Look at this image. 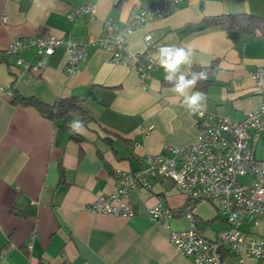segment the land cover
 <instances>
[{"label":"crops","instance_id":"0c3cea01","mask_svg":"<svg viewBox=\"0 0 264 264\" xmlns=\"http://www.w3.org/2000/svg\"><path fill=\"white\" fill-rule=\"evenodd\" d=\"M85 1L0 0V264H192L170 246V230L187 229V213L197 232L208 239L229 225L209 201L191 202L188 211L183 210L189 201L170 179L150 175L148 188L129 191L130 217L92 213L85 207L99 195L115 193L116 169L139 170L148 155L165 146L185 147L196 137L194 114L169 90L157 64L160 46L190 48L193 65L218 59L215 82L202 91L207 95L204 110L241 120L259 104L248 73L264 67V40L241 41L218 26L197 27L204 18L219 14L264 17V0H184L169 14L134 29L128 35V52L155 63L143 79L135 57L127 66L113 64L106 51L91 43L107 19L122 25L154 0H93V18L82 14L69 19ZM34 36L72 37L81 43L86 59L75 73L67 74L65 47L59 45L40 73H25L6 47ZM19 56L28 62L36 58L33 48ZM14 92L46 104L58 97H81L80 105L91 117L83 122L81 141L70 139L36 108L12 102ZM87 92L95 99L86 97ZM249 143L254 158L264 159V133L253 135ZM239 179L251 182L250 177ZM157 203L172 211L166 228L147 218V210ZM240 229L250 238L264 239V223L254 226L243 220ZM222 259L236 264L227 248ZM245 260L264 264V258Z\"/></svg>","mask_w":264,"mask_h":264},{"label":"built area","instance_id":"2783aa9c","mask_svg":"<svg viewBox=\"0 0 264 264\" xmlns=\"http://www.w3.org/2000/svg\"><path fill=\"white\" fill-rule=\"evenodd\" d=\"M184 0H154L143 4L122 25L113 19L104 22V29L92 45L109 54L113 64L127 66L131 56L137 60L136 70L141 79L149 77L155 67L152 59L140 61L139 56L128 52V35L148 21L169 14ZM96 3L86 0L69 14V19L86 14L93 18ZM6 17H2L5 21ZM65 47L64 70L67 74L77 71L86 59L82 45L72 37L34 36L11 41L6 52L17 56L15 64L25 73L36 75L46 66V60L56 47ZM34 49L36 58L28 62L19 56L23 50ZM249 77L259 95V104L245 113L241 120H232L203 110L194 114L197 134L185 147L165 146L162 151L145 158V166L135 171L116 169L113 178L116 186L112 195H99L86 205L92 213L120 217L133 215L126 200L129 191L148 188L149 176L165 177L172 181L175 190L192 202L215 203L229 225L227 230L208 239L197 232L192 216L187 229L170 230L168 242L192 264H225L222 250L227 248L236 264H247L246 257L264 258V239L246 236L240 229L243 220L257 226L264 223V159H256L249 140L253 135L264 133V67L249 71ZM151 127H148L150 129ZM145 130V129H144ZM250 177V183L239 181ZM149 221L156 226L168 227L172 211L162 204H155L146 212ZM31 245H28L30 248Z\"/></svg>","mask_w":264,"mask_h":264},{"label":"trees","instance_id":"16d2710c","mask_svg":"<svg viewBox=\"0 0 264 264\" xmlns=\"http://www.w3.org/2000/svg\"><path fill=\"white\" fill-rule=\"evenodd\" d=\"M210 26H218L226 33L233 32L239 36L241 41H244V37H260L264 40V17L250 14V13H234V14H219L208 16L203 19L201 26L197 28L203 29ZM236 43L238 40L233 39ZM193 71H205L208 79L198 82L195 90L204 91L207 87L215 82V74L218 70V59H213L207 65H193ZM82 98L77 96L70 97H58L52 104H46L38 101L34 97H25L17 92L13 93L12 102L18 103L24 106H32L36 108L41 114L51 119L54 124L63 131L69 133V138L79 142L81 136L79 134H73L67 127L69 121L73 120L75 116H79L82 122H86L91 117L83 110L80 105ZM62 169L60 171V179H62ZM183 210L189 209V205L192 201L189 199Z\"/></svg>","mask_w":264,"mask_h":264},{"label":"clouds","instance_id":"9594fccd","mask_svg":"<svg viewBox=\"0 0 264 264\" xmlns=\"http://www.w3.org/2000/svg\"><path fill=\"white\" fill-rule=\"evenodd\" d=\"M156 61L162 69L163 79L169 84L170 91L181 100V106L191 114H203L207 105V95L196 89L200 81L208 79L205 71H193V53L190 48L164 44L155 53ZM185 68L187 70H185ZM264 84V81H261ZM73 134H80L84 130V123L80 119H73L67 124Z\"/></svg>","mask_w":264,"mask_h":264},{"label":"water","instance_id":"95a60500","mask_svg":"<svg viewBox=\"0 0 264 264\" xmlns=\"http://www.w3.org/2000/svg\"><path fill=\"white\" fill-rule=\"evenodd\" d=\"M86 97H90L92 99H95V97H94L92 92H87Z\"/></svg>","mask_w":264,"mask_h":264},{"label":"rangeland","instance_id":"374dc122","mask_svg":"<svg viewBox=\"0 0 264 264\" xmlns=\"http://www.w3.org/2000/svg\"><path fill=\"white\" fill-rule=\"evenodd\" d=\"M240 180V179H239Z\"/></svg>","mask_w":264,"mask_h":264}]
</instances>
